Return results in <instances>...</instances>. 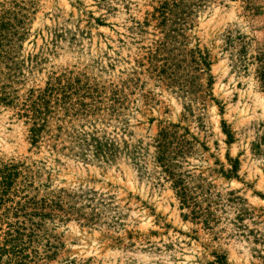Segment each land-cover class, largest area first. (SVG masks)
Instances as JSON below:
<instances>
[{
  "label": "rangeland",
  "instance_id": "rangeland-1",
  "mask_svg": "<svg viewBox=\"0 0 264 264\" xmlns=\"http://www.w3.org/2000/svg\"><path fill=\"white\" fill-rule=\"evenodd\" d=\"M260 52L264 0H0L31 264H264Z\"/></svg>",
  "mask_w": 264,
  "mask_h": 264
},
{
  "label": "trees",
  "instance_id": "trees-1",
  "mask_svg": "<svg viewBox=\"0 0 264 264\" xmlns=\"http://www.w3.org/2000/svg\"><path fill=\"white\" fill-rule=\"evenodd\" d=\"M166 8V7H165ZM256 61V79L261 92L264 94V52H260L259 55L253 57ZM252 58V59H253ZM5 100V98H0ZM165 135L161 134V141ZM257 152L264 156V150L261 145H257ZM165 158H162L164 160ZM237 163V162H236ZM233 164V170L236 173L237 164ZM168 164L165 165V169L168 171ZM20 168L15 163H1L0 162V263L1 264H31L35 255L27 253L31 245L37 242V235L34 231L36 229L34 222L31 221L34 213H27L26 204L34 206L35 201L32 199L25 200L23 202H16L14 206L10 203V192L17 178L20 175ZM169 176L172 174H170ZM173 177V176H172ZM174 187L177 189V193L182 200L183 204L188 203L187 189L183 184L181 178H175ZM26 197V196H24ZM25 219L23 221L11 222L10 218L18 219L20 217ZM29 223L33 228L27 227Z\"/></svg>",
  "mask_w": 264,
  "mask_h": 264
}]
</instances>
